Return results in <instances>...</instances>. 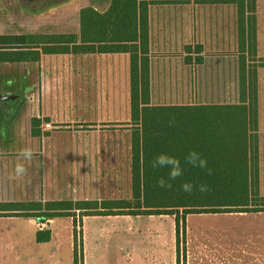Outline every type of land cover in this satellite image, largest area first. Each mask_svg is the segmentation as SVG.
Segmentation results:
<instances>
[{"label": "rangeland", "instance_id": "1", "mask_svg": "<svg viewBox=\"0 0 264 264\" xmlns=\"http://www.w3.org/2000/svg\"><path fill=\"white\" fill-rule=\"evenodd\" d=\"M110 2L102 0L97 9H107ZM39 3L40 6L38 0H0V35L78 34L80 9L95 4L91 0ZM40 71V60L7 62L0 67V74L6 72L7 78L12 79L6 85L12 87L11 93L0 97L1 131L6 128L10 115L13 117L14 111L19 109L18 95L22 92L27 98L22 106L29 109L30 87L23 86L40 83L41 75L38 80L36 76ZM4 83L1 81L3 87ZM1 85L0 92L3 91ZM75 86L74 77L68 88L76 89ZM154 102L189 104L190 100L171 96L163 100L154 97ZM128 103L130 106L129 97ZM28 117L24 112L22 119L7 128L14 143L0 147V203L131 199V153L127 144L132 132L131 120L126 126V122L120 121L126 118L119 114V122L113 127H105L104 123L102 126L79 125L76 121L68 128L47 125L45 136L55 138L52 144L51 140L44 143L32 138ZM98 135L117 137V151L102 150L96 156L78 151L73 138ZM108 146L102 144V148ZM25 147L34 149L36 155L31 161H23L27 174L18 177L15 174L17 154ZM163 178L167 179L168 175ZM179 183V179L172 181L173 188L179 189ZM159 189L160 202L176 199L164 198L166 188ZM5 215L12 214L0 211V264H74L75 247L77 264H177L174 215L111 214L79 218L76 212V222L72 216H61L52 219V223ZM47 229L54 238L46 243L37 242V231ZM178 264H264V212L187 214L180 230Z\"/></svg>", "mask_w": 264, "mask_h": 264}, {"label": "crops", "instance_id": "2", "mask_svg": "<svg viewBox=\"0 0 264 264\" xmlns=\"http://www.w3.org/2000/svg\"><path fill=\"white\" fill-rule=\"evenodd\" d=\"M91 1L95 4L82 8L93 6L98 10L97 5L102 0ZM174 1L150 5L144 18L147 35L141 42L144 50L139 54V61L144 58L148 68L150 101L153 105L240 110V106H247L250 102V88L255 85L254 143L258 167L252 171H258V190L264 197V0ZM80 33L79 19L78 35ZM134 44L141 48L139 41ZM59 55L50 57L42 54L41 73L36 72L37 80L41 75L40 83H32L28 91L31 94L29 109L19 106L13 117L10 115L8 124H3L6 128L0 130V147L14 143L7 128L22 119L24 112L28 113L29 121L32 118L40 121V135H31V130L30 135L44 143L55 142V138L45 136L47 125L68 128L76 121L79 125L102 126L104 123L105 127H113L119 122L120 114L121 118H126L120 121L128 126L127 122L131 120L128 103L130 53ZM74 77L76 89L68 88ZM171 96L189 97L190 103L154 102V97L163 100ZM1 111L0 120L3 119ZM73 140H76L80 153H92L93 156L102 150L109 153L117 151L119 142L117 137L101 135L79 136ZM102 144L109 146L102 148ZM127 144L131 153V135ZM47 221L54 222L52 219Z\"/></svg>", "mask_w": 264, "mask_h": 264}, {"label": "trees", "instance_id": "3", "mask_svg": "<svg viewBox=\"0 0 264 264\" xmlns=\"http://www.w3.org/2000/svg\"><path fill=\"white\" fill-rule=\"evenodd\" d=\"M174 0H111L104 12L93 6L79 11L80 35H0V63L39 62L42 54H77L79 52H129L130 53V110L132 124L131 175L132 197L107 200H53L38 202H1L0 211L28 219H54L72 216L79 218L111 214H168L175 217L177 237V264L179 261V237L187 214H225L264 212V197L259 194L256 144V93L250 88V102L240 110H222L221 107H191L189 105H153L149 93V73L141 42L147 35L144 18L150 5L173 3ZM254 34V33H253ZM255 35V34H254ZM139 41L140 47L134 44ZM126 42H133L126 45ZM9 43L17 47L4 46ZM1 94H10L12 82L8 77ZM30 85H24V88ZM22 92V91H21ZM18 106L26 101L22 92ZM17 100V101H18ZM1 104V103H0ZM174 118V126L169 121ZM40 121H30L31 135L39 136ZM196 151L207 160V169L184 165V157ZM180 158L185 167L184 175L178 178L194 185L207 184L209 191L192 194L179 189H166L165 197L174 201L160 202L161 191L157 181L169 172L168 168H153L152 161L159 154ZM177 179V180H178ZM175 180V181H177ZM179 183V185L181 186ZM229 198L230 201L226 199ZM76 240V235L74 236ZM51 231L38 230L36 241L48 242ZM82 253V247H81ZM77 248L74 249V264H77Z\"/></svg>", "mask_w": 264, "mask_h": 264}, {"label": "clouds", "instance_id": "4", "mask_svg": "<svg viewBox=\"0 0 264 264\" xmlns=\"http://www.w3.org/2000/svg\"><path fill=\"white\" fill-rule=\"evenodd\" d=\"M174 118L169 121V126H174ZM36 152L34 149L30 147H25L21 149L17 154V163L15 165V174L18 177H23L27 174V168L23 161H31ZM184 165H190L192 168H200L207 169V174L212 175V169L207 168V160L202 158L201 154L196 151H190L185 157L183 161ZM153 168H168V178L165 179L161 177L157 181V186L160 188L171 189L173 187L172 181L177 180L182 177L185 172V167L182 166L181 160L178 157L171 156L165 153L159 154L152 161ZM180 190L192 194L194 190H198L201 193H206L209 191V187L207 184L194 185L190 182H185L181 184Z\"/></svg>", "mask_w": 264, "mask_h": 264}, {"label": "flooded vegetation", "instance_id": "5", "mask_svg": "<svg viewBox=\"0 0 264 264\" xmlns=\"http://www.w3.org/2000/svg\"><path fill=\"white\" fill-rule=\"evenodd\" d=\"M39 2H43V0L42 1H40V0H38V4H39V6H40V3ZM38 6V7H39ZM5 64V63H4ZM0 65L3 67V64L2 63H0ZM0 66V67H1ZM11 78V77H10ZM0 85H1V81H4L5 83L4 84H6V79H9V78H7V74H6V72L5 73H3V74H0ZM5 86V85H4ZM1 87H2V89L4 88L2 85H1ZM2 92V91H1ZM1 92H0V97L1 96H3L2 94H1Z\"/></svg>", "mask_w": 264, "mask_h": 264}, {"label": "water", "instance_id": "6", "mask_svg": "<svg viewBox=\"0 0 264 264\" xmlns=\"http://www.w3.org/2000/svg\"><path fill=\"white\" fill-rule=\"evenodd\" d=\"M38 221L43 222V221H45V219L44 218H38Z\"/></svg>", "mask_w": 264, "mask_h": 264}]
</instances>
